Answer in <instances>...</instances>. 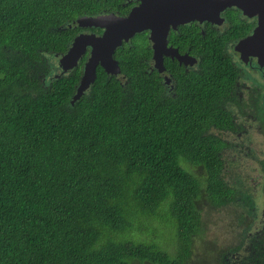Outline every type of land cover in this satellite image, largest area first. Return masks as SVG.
<instances>
[{
  "label": "trees",
  "instance_id": "16d2710c",
  "mask_svg": "<svg viewBox=\"0 0 264 264\" xmlns=\"http://www.w3.org/2000/svg\"><path fill=\"white\" fill-rule=\"evenodd\" d=\"M122 1L0 0V264H186L201 238L202 201L218 208L236 195L223 175L225 141L210 131L230 125L225 53L183 72L177 97L150 71L146 32L117 48L121 75L99 65L74 103L87 55L42 80L48 55L84 30L78 17L126 13ZM134 207L138 226L174 227V256L142 228L105 234L126 231Z\"/></svg>",
  "mask_w": 264,
  "mask_h": 264
},
{
  "label": "flooded vegetation",
  "instance_id": "af4514ba",
  "mask_svg": "<svg viewBox=\"0 0 264 264\" xmlns=\"http://www.w3.org/2000/svg\"><path fill=\"white\" fill-rule=\"evenodd\" d=\"M140 1L123 0L121 4L128 11L116 13L119 15L128 14L131 8L138 5ZM257 25V16H251L243 8L233 4L222 10L213 21L195 19L178 24L176 27L171 26L167 36V46L179 55H188L186 57L188 63L180 60L177 54L165 55L163 71L155 68L153 44L149 39L150 31L144 30L140 33L146 32L147 45L151 48V58L148 62L150 71L154 69L158 71L167 92L174 97L179 96L180 78L183 72L199 71L202 68L203 55L225 53L233 65L231 71L233 81L222 98V106L226 117L230 119V125L224 128L216 126L212 128L220 129L224 133L238 132L240 135H248L264 129V61L254 55L244 41L254 33ZM81 32L101 34L103 28H84ZM168 63L170 67H168ZM258 119L261 120V124H258ZM220 137L225 141L224 150L229 146V140ZM241 143L250 145L253 141L252 138L245 136ZM255 208L259 209L258 204ZM253 221L256 225H262V230L250 231V235H254V239L250 246V258L245 264H264V220L253 219ZM240 262L244 264L242 259Z\"/></svg>",
  "mask_w": 264,
  "mask_h": 264
},
{
  "label": "rangeland",
  "instance_id": "374dc122",
  "mask_svg": "<svg viewBox=\"0 0 264 264\" xmlns=\"http://www.w3.org/2000/svg\"><path fill=\"white\" fill-rule=\"evenodd\" d=\"M136 41L139 42V38H135ZM61 55H48L51 73L41 76L44 82L61 74ZM258 124H261L260 119ZM210 131L229 140V146L222 151L223 175L228 184L235 189L236 195L232 202L218 208L212 207L206 199L202 201L201 238L196 241L192 256L186 264H241V259L245 264L250 258V246L254 239L250 231L262 230V225H256L253 219L264 220V172L262 170L264 129L248 135H240L238 132L224 133L216 128ZM245 136L252 138L253 143L243 145L241 142ZM167 202L169 203V200ZM257 204L258 210L255 208ZM168 208L161 210L165 218L170 216ZM134 209L135 207L130 209L126 231L107 230L105 234L112 235L114 239H122L134 232L129 231L130 229L142 228L137 225L139 212L133 213ZM149 223L151 224L142 228L147 236L144 240L156 241L174 256L177 247L174 227L167 226L158 220H150ZM141 236L145 238L144 235ZM165 243L168 249L162 245Z\"/></svg>",
  "mask_w": 264,
  "mask_h": 264
},
{
  "label": "water",
  "instance_id": "95a60500",
  "mask_svg": "<svg viewBox=\"0 0 264 264\" xmlns=\"http://www.w3.org/2000/svg\"><path fill=\"white\" fill-rule=\"evenodd\" d=\"M233 4L243 8L247 14L258 17V25L254 33L244 41L251 52L264 61V0H141L128 14L119 15L110 12L78 17L75 21L77 26L103 28V32L77 34L68 50L60 57L62 72L56 77L77 67L80 60L88 53L72 101L74 103L96 81L99 65L108 73L121 75L122 70L115 56L117 48L144 30L150 31L149 39L153 44L155 68L163 71L164 56L177 54L167 46V36L171 26L176 27L178 24L195 19L213 21L222 10ZM177 55L180 60L188 63L186 60L188 55Z\"/></svg>",
  "mask_w": 264,
  "mask_h": 264
}]
</instances>
